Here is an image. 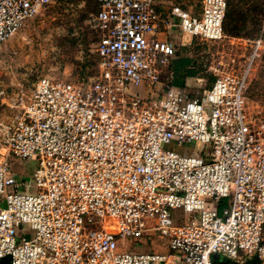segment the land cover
<instances>
[{
    "label": "built area",
    "instance_id": "2783aa9c",
    "mask_svg": "<svg viewBox=\"0 0 264 264\" xmlns=\"http://www.w3.org/2000/svg\"><path fill=\"white\" fill-rule=\"evenodd\" d=\"M56 1L0 0V48ZM96 3L99 74L41 78L20 114L0 120V264L264 260V120L246 98L264 18L241 73L223 71L195 96L174 83L177 48L160 24L177 18L182 34L220 41L227 0H202L197 16L162 0ZM19 160L35 163L30 178ZM174 210L190 218L175 226ZM155 235L167 255L121 249Z\"/></svg>",
    "mask_w": 264,
    "mask_h": 264
},
{
    "label": "rangeland",
    "instance_id": "374dc122",
    "mask_svg": "<svg viewBox=\"0 0 264 264\" xmlns=\"http://www.w3.org/2000/svg\"><path fill=\"white\" fill-rule=\"evenodd\" d=\"M162 1L166 8L182 5L193 14L200 12L202 6V0ZM228 3L222 40L204 42L175 30L177 37H183L186 43L176 45L179 69L183 74L187 70L195 71L196 77L190 79L205 80L202 87L186 86L192 95L202 94L211 85L212 78L216 80L223 71L241 73L251 56V42L259 32L264 15V0H228ZM97 11L96 0H57L29 19L2 45L0 88L6 90V95L0 97V120L8 121L20 114L34 84L41 78L82 81L99 74L96 50L100 32L93 22ZM233 14L238 18L236 31L231 23ZM246 98L250 116L264 120V49L250 72ZM189 149L211 153L213 146L191 145ZM35 168L33 162L15 161V171L21 176L30 178ZM189 218L183 210L172 212L175 226L184 224ZM24 229L28 231L27 227ZM122 244L121 249L125 251L165 255L169 252V240L158 235L137 246L128 239L122 240Z\"/></svg>",
    "mask_w": 264,
    "mask_h": 264
},
{
    "label": "crops",
    "instance_id": "0c3cea01",
    "mask_svg": "<svg viewBox=\"0 0 264 264\" xmlns=\"http://www.w3.org/2000/svg\"><path fill=\"white\" fill-rule=\"evenodd\" d=\"M168 20H169V23H170L169 27H166L163 24H160V32H161L160 39L171 41L175 45H179V42L182 45H185L186 43L183 41V37L179 38L175 34V30L179 29V27H178V19L177 18H173V17H169ZM177 39L179 41H177ZM177 59H178V57H176V59H174L175 61L172 60L170 68H169V71L171 73H173L175 85H177V84L185 85L184 88H186V86L194 84V85H198L199 87H202L203 83L205 82V80L203 78H199V79H196V80H194V79H186V80H184L182 78L183 75L181 73V70L179 69V62H178L179 59L178 60ZM179 85H177V86H179Z\"/></svg>",
    "mask_w": 264,
    "mask_h": 264
},
{
    "label": "water",
    "instance_id": "95a60500",
    "mask_svg": "<svg viewBox=\"0 0 264 264\" xmlns=\"http://www.w3.org/2000/svg\"><path fill=\"white\" fill-rule=\"evenodd\" d=\"M264 260L261 259L258 253L254 254L250 259L244 261H236L227 258L219 253H216L212 257V264H263Z\"/></svg>",
    "mask_w": 264,
    "mask_h": 264
},
{
    "label": "trees",
    "instance_id": "16d2710c",
    "mask_svg": "<svg viewBox=\"0 0 264 264\" xmlns=\"http://www.w3.org/2000/svg\"><path fill=\"white\" fill-rule=\"evenodd\" d=\"M227 3H228V0H227ZM183 9H185V10H187L185 7H183L182 5H180ZM202 7V6H201ZM228 7H229V3H228ZM187 11H189V10H187ZM190 12V11H189ZM200 12H201V9H200ZM200 12H198L197 14H193V15H199L200 14ZM227 12H228V9H227ZM235 14H233V16H232V20H231V23L234 25V30L236 31V28H235V24H236V20H238V18L237 19H235L236 18V15L234 16ZM227 16V15H226ZM227 18V17H226ZM263 18H264V15L262 16V18H261V20H260V28H259V32H258V34H257V36H256V38L257 37H259V35H260V31H261V23H262V20H263ZM226 21V20H225ZM224 28H225V22H224ZM255 38V39H256ZM254 39V40H255ZM182 73V78L184 79V80H186V79H190V78H194V77H196V75H197V73L195 72V71H193V70H187V71H185V73L183 74V72H181ZM214 82H215V78H212V80H211V85L208 87V89H210L211 87H212V85L214 84ZM177 85H179V84H177ZM180 87H185V85H179ZM207 89V90H208Z\"/></svg>",
    "mask_w": 264,
    "mask_h": 264
}]
</instances>
